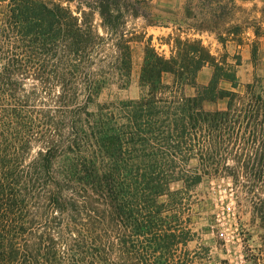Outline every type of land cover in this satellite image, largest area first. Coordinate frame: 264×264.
Returning a JSON list of instances; mask_svg holds the SVG:
<instances>
[{
	"label": "trees",
	"instance_id": "1",
	"mask_svg": "<svg viewBox=\"0 0 264 264\" xmlns=\"http://www.w3.org/2000/svg\"><path fill=\"white\" fill-rule=\"evenodd\" d=\"M140 3L0 0V264H198L205 180L249 210L244 264H264V71L239 92L202 42L177 39L170 58L147 44L140 97L100 102L97 58L110 41L131 76L123 19L149 21Z\"/></svg>",
	"mask_w": 264,
	"mask_h": 264
},
{
	"label": "rangeland",
	"instance_id": "2",
	"mask_svg": "<svg viewBox=\"0 0 264 264\" xmlns=\"http://www.w3.org/2000/svg\"><path fill=\"white\" fill-rule=\"evenodd\" d=\"M138 1L149 21L144 16L129 13L123 19L125 31L133 38L131 76L121 77L112 71L111 64L117 53L111 42H106L105 50L97 58L98 66H94V72L102 74L108 86L101 93L100 102L140 97L139 78L147 44L170 58L177 39L202 42L218 60L237 69L239 92L254 80L256 73L264 71V0ZM71 7L75 10L74 5ZM99 23L96 17L95 24ZM99 33H103L101 28ZM101 67L103 72H100ZM211 75L210 67L203 69L198 76L199 84H207ZM221 86L231 90L229 82L223 81ZM186 94L193 95L194 90L187 88ZM225 105V100L218 103L221 109ZM181 187V183H176L172 190ZM227 188V182L205 180L195 190L198 203L193 208L192 218L198 238L189 248L208 250L198 264H244L239 225L242 222L249 230L251 214L246 207L239 210L235 207L234 198Z\"/></svg>",
	"mask_w": 264,
	"mask_h": 264
}]
</instances>
